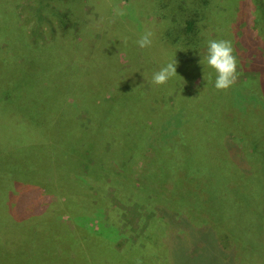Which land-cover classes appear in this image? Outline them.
Returning <instances> with one entry per match:
<instances>
[{
  "label": "rangeland",
  "instance_id": "obj_1",
  "mask_svg": "<svg viewBox=\"0 0 264 264\" xmlns=\"http://www.w3.org/2000/svg\"><path fill=\"white\" fill-rule=\"evenodd\" d=\"M179 1L187 4L186 0ZM259 5H264V0H210L209 4L201 7L205 19L198 26L207 31L210 41H230L237 61L232 93L220 97L219 102L215 101L207 111L202 108L207 102L200 98L209 87L215 88V76H209L208 72L194 74L190 67L213 70L204 63L208 41L201 49L197 47L187 51L178 46L174 57L171 52L166 55L157 47L142 49L136 44L139 38L136 34L147 32L149 25L164 30V25L169 26L179 18H188L187 9H180L176 0H0V197L8 201L5 182L12 183L18 192L15 198L10 197V201H14L11 209L14 214L21 213L27 218L23 222L27 226L24 232L16 224L22 220L11 219L0 228V236L5 237L0 243V264H8V260L10 264H25L27 260L33 264H45L59 251V248L55 249L56 234V241L65 244L67 251L64 252L73 256L68 247L71 245L68 232L75 228V222L95 232L111 222L115 227L112 231L117 237L115 241L122 244L127 238L136 240L147 227L151 230L153 218L160 214L166 215L170 224L167 238L161 244L164 249L160 252V262L264 264V223L258 225L264 209L260 208L252 219L247 218L245 212L256 202L248 199L258 198L259 192L263 191L264 181H257L250 174L252 179H248L249 183L259 185L251 187V193L239 194L227 188L226 184L231 180L236 184L238 177L245 179L249 173L241 170L240 165L228 164L219 157L211 158L204 151L206 141L219 136L218 127L222 121L214 117L213 111L218 113L220 104L248 102L264 110V30L258 19ZM210 8L214 11L212 16L207 15L206 9ZM117 9L123 10L124 15H116ZM68 12L74 19L71 25L74 39L71 38L70 43L77 41L78 44L71 53L65 48L64 56L60 58V48L65 44L60 39V30L67 23L63 21L62 14ZM100 14L104 20L98 22ZM181 20L179 28L183 29L186 23ZM222 21L227 26L226 34L219 27ZM174 60L180 63L176 74L164 84L152 83V74ZM105 76H111L110 80L107 78L109 81L104 82ZM97 78L101 80L93 81ZM124 80L131 81L134 86L144 82L148 85L147 93L141 90L123 94L125 90L120 81ZM253 82L260 84L262 94L256 93L257 90L251 86ZM99 94L105 100L113 99L110 107L115 112L116 125L108 129L105 124L110 120H105L103 126L110 136L104 147L87 150L83 144L78 149L81 156L73 159V165L80 172L95 164L115 170L122 165L124 172L118 182L129 181L128 185H132L128 167L110 154V143L119 142L120 147L132 152H137L139 145L142 147L137 139L145 145L150 143L156 150H163L165 162L148 160L142 167L145 174L140 191L115 195L113 184L103 177H96L88 189L86 182L84 186L82 180H74V175H60L59 167L50 168L47 180L38 175L40 170L33 169L31 174L18 168L22 165L18 153L24 155L25 164H34L36 160L34 165L39 164L41 169L48 162L57 165L61 142L64 141L63 137H58L57 122L65 124L60 106L63 107V102L65 106L69 104L72 124L68 131L75 127L79 128L76 130L87 129L94 120L97 122L92 114L90 117L87 115L89 100ZM165 106L168 111L172 109L169 115L165 113ZM202 110L203 114H200ZM206 111L213 113L212 133L211 129L206 134L199 129L194 132ZM124 113L130 116L127 123L119 120ZM51 121L52 125L49 124ZM144 122L151 124L146 136L143 135ZM258 132L263 135L264 126ZM178 143L181 147L177 146ZM189 148H194L195 153L191 155ZM171 151L176 154L172 156ZM256 164L261 165L259 162ZM192 170L194 175L212 186L210 196L226 189L231 198L236 199V204L230 208L236 238L231 247L221 244L213 234L222 230L226 217V209L220 207L218 199L212 198L213 205L208 210L211 223L201 222L194 215L192 221L187 218L189 209L185 201H191L185 184ZM152 185L167 191L162 201H159L160 193ZM83 189L91 190V193L77 197L84 193ZM116 190L121 191L119 188ZM73 191L78 194L73 193L75 195L69 202L58 203ZM262 194L260 198H264ZM32 196L36 204L51 207L50 213H41L36 208L33 217L32 208L25 207ZM206 200L209 202V195ZM6 206L0 202V209ZM76 208L85 209L86 219L70 216L71 210L76 214ZM245 222L248 226L240 228ZM36 223L41 225L34 226ZM12 225L16 226L11 229ZM186 230L188 235L184 238L182 233ZM19 232L21 234L17 235ZM124 233L127 237L123 239ZM46 240L54 247L53 251H45ZM33 249L44 257L36 259ZM147 256L151 257L150 253ZM107 257L112 258V254ZM125 257L122 256V260L125 261ZM65 259L64 254L61 261ZM103 259L105 256L102 254L100 261ZM150 261L151 264L156 262ZM125 262L129 263L127 259Z\"/></svg>",
  "mask_w": 264,
  "mask_h": 264
},
{
  "label": "trees",
  "instance_id": "obj_2",
  "mask_svg": "<svg viewBox=\"0 0 264 264\" xmlns=\"http://www.w3.org/2000/svg\"><path fill=\"white\" fill-rule=\"evenodd\" d=\"M187 4L184 5L182 1L176 0V4L180 9H187L188 12V18L182 19L179 18L177 22H173L171 25L166 26L164 25V30H160L158 28H153L151 25H149L147 32L150 31L152 33L151 36V43L150 46L157 47L162 50L166 55L171 52V56L174 57V52H177L175 49L176 47L180 46L182 50H191L193 48H203L205 47V42L210 41L208 39V33L207 31L203 30L199 25V22L203 19H205V16L202 15L203 9L202 6H205L210 3V0H186ZM192 3L194 6H192ZM213 4H210L212 6ZM207 15L212 16L214 14V11L210 8L209 10L206 9ZM258 19L259 23L262 25L264 30V5H259L258 8ZM63 21H67L65 23L64 27L61 28V37L60 39L64 41V46H62L60 49L61 52L60 58L64 56V49L67 48L70 50V53L76 49V46L78 44L77 41L71 42V38L74 39L73 29L71 28L72 23L74 22L73 16L68 13L62 14ZM98 17L99 21L101 22L104 20V17L102 14H100ZM91 20L93 19L92 16L90 17ZM184 21L186 23V27L181 29L179 28V22ZM89 22V23H88ZM221 22L219 27L223 30V32L226 34L227 26L224 25ZM87 24H90V21L87 20ZM167 30V31H166ZM145 32L142 33L139 32V35L136 34L140 38L141 35H143ZM59 35V36H60ZM138 38V39H139ZM119 39V38H118ZM128 46V45H127ZM199 50V49H198ZM180 63H176L175 70L178 69ZM108 67H105V69ZM111 68V66H110ZM191 71H193L194 74L199 73H206L208 72L209 76H216L214 70L206 71L201 66H191ZM193 74V75H194ZM104 82L109 81L111 76L108 78V76H105ZM107 78L109 80H107ZM101 78L94 79L93 81H99ZM120 83L124 86V92L123 94L129 95L132 92H138V91H144L147 93V86L144 82H139V85L134 86L131 81H120ZM97 85L94 84V87ZM252 87L255 88L256 93L258 95L262 94L260 89V84L258 82H253ZM232 86L228 87L227 89H217V88H210L208 91L200 98L203 102H207L205 106H203L209 110L210 106L214 105L215 101L220 100V97L223 95H230L232 93ZM264 91V89H263ZM116 92V91H115ZM102 95V94H101ZM100 94L97 96H94L89 101L90 105H88V112L87 115L92 114L93 118H97V122L94 120L92 124L89 125V127L83 128L82 130H76L79 128H73L71 131L69 130V126L72 124V119L69 117L71 112L69 111V104L65 106L63 102V107L60 106V110L63 111L65 124H59L58 123V137H63V142H61L60 146V157H59V163L57 165H53L52 162H48L46 164V167L44 169H41V166L38 167L39 164L34 165L37 163V161H34V164H25L24 163V155L21 153H18L19 163H22L20 170L24 173H31L33 169L40 170V173L38 174L41 179L47 180L46 174L50 172V168L53 167H59L61 169V174L66 175H74V180L81 181L82 184L86 185L89 188H91V185L95 181L94 179L96 177L100 178H108L109 182L113 184L114 186V192L115 195H121V194H127L128 192L135 193L138 190L140 191V188L142 187L143 181L141 179L143 178V175L145 174L143 166H145L150 158L156 160V161H164V158H162L163 150H156L150 143L146 144L137 139V142H139L140 145L138 146L137 152H132L125 150V147H120V143H110V154L114 158L117 159L118 162L123 163L124 166H127L129 170V177L132 179V185H128L129 181L126 183L121 182L118 180L122 179L123 174V166L121 165L118 170H115L110 167H104V166H98L97 164L93 166L86 167L85 171L80 172L78 167L73 165V159H76V157L81 156V154L78 152V149L82 147L84 144V148L89 150H98L104 147V142H107V137L110 136L109 131L105 128V126H108V129H110L112 126L116 125V117L115 112L110 107V103L113 102V99L105 100L101 98ZM217 102V103H218ZM221 103H228V102H221ZM220 104V103H219ZM253 104V103H252ZM219 106V105H218ZM263 107V106H262ZM214 109V108H213ZM203 110L200 112V114H203ZM170 111H168L167 106H165V113L170 114ZM206 111L204 114V119H199L198 121V127L194 132H196L198 129L202 131L203 133H208V131L211 129H214L211 125L213 123V117L212 114L214 113V117L219 118L222 122L220 126L218 127L219 130V136L216 137L215 140L213 138L206 141V148L204 151L206 153H209L211 158H217L219 157L222 161L228 162V164L233 163L234 165H240L241 170H245L249 173L248 177L245 179L238 177V182L235 184L233 180L227 182L226 187L236 191L239 194L242 193H251L253 192L250 188L254 186H258L259 184H250L249 180L252 179L250 174H253L255 177V180L257 181H264V134H259V129L264 126V110L261 107H257L251 105L250 103H231V104H220V107L218 109V113L213 111L209 113ZM125 115L122 116L121 119H119L121 122L126 121V123L130 120V116L127 113H124ZM73 115V114H72ZM127 115V116H126ZM105 120H110L109 122H106L105 126H103V122ZM52 121L49 123L50 125ZM152 123V122H151ZM48 124V125H49ZM47 125V124H46ZM143 126L145 128V131H143V135L146 136V132L150 128L148 124L145 122L143 123ZM68 129V130H67ZM107 130V131H106ZM159 136V132H158ZM137 138V137H136ZM181 140V136L179 137V142ZM213 140V141H212ZM228 140V141H227ZM179 147L180 144L178 143ZM178 148V147H177ZM190 154L192 155L195 153L194 148H189ZM170 154L173 156L176 153L171 151ZM189 155V157L191 156ZM188 157V158H189ZM180 162V161H177ZM256 162H259V166H257ZM166 165V163H165ZM59 169V170H60ZM258 173V174H255ZM32 174V173H31ZM193 170L191 173V176L188 178L187 183L185 184L186 189L190 192V201L186 202L185 204L189 209V212L186 214L187 218L192 221V216H196L200 219L201 222L205 223H211L210 219L211 217L208 216V210L209 207L213 205L212 198L218 199L220 201V207H225V220L222 222V230L213 233L216 236V239L221 242V244H227L228 246L234 245V242L236 241V238L234 236L233 232V222L231 218V211L230 208L233 207L236 203V199L231 198V194L226 190L222 189L219 194H213L210 196V190L212 186L209 183H206L204 180L200 179L196 175H192ZM36 175V176H38ZM80 176V177H76ZM34 178V177H33ZM80 178V179H79ZM37 179V177H36ZM249 179V180H248ZM193 180V183H192ZM247 180V181H246ZM126 181V180H124ZM262 182V181H261ZM169 184V183H165ZM133 186V187H131ZM154 187V185H152ZM264 187V185H263ZM5 188L8 189V201H5V198L0 197V202L7 205L6 207L0 209V228L3 227L6 223H9L12 220L14 221H21L19 223H16L20 228V231L24 232L26 231V224H24L25 218L21 213L19 215L14 214L11 208L14 203V201H10V197L14 196V198L17 195L18 190L15 188V186L10 182H5ZM119 188L118 191L116 190ZM154 188L160 193L158 195L159 201H162L164 199V196L167 194V191L164 190L162 187H159L156 185ZM83 189L84 193H79L77 191H73L70 193L66 198L60 199L59 204L63 205L66 204V202H69V200L77 193V197H81V195H87L91 193V190ZM263 197H264V189H263ZM262 192H259L258 198L251 197L250 201L253 202V200H256L255 204L253 206L248 207L246 205V216L247 218H251L256 215V213L261 208L264 209V198H260V194ZM139 193V192H138ZM140 194V193H139ZM209 195V202H207L206 198ZM152 193L149 194V197L151 198ZM76 197V198H77ZM75 198V197H74ZM31 202L28 203L25 207L27 209H31L30 212L34 211V213H31V215L34 217L36 208L43 212L50 213L51 207L45 206L44 204H36V201L34 197L32 196ZM247 200H245L246 202ZM247 203V202H246ZM8 207V209H7ZM48 207V208H47ZM50 209V210H49ZM8 212V216L4 217V213ZM85 209L76 208V214H73L72 210L70 211V216L75 217L74 219L81 218L86 219L84 215ZM88 210H91L89 207ZM165 210L163 211V213ZM264 212V211H262ZM69 213V212H68ZM160 214V213H158ZM210 218V219H208ZM80 219V220H81ZM246 220V218H245ZM251 220H248L247 222H250ZM41 222V221H40ZM252 222V221H251ZM264 223V215L261 216L258 219V225H261ZM43 225V222L41 223ZM41 224L36 223L34 226H40ZM75 228L73 230H69L70 238H71V245L68 244L69 249L72 251L73 256H70L69 254L65 253L64 251H67L65 248V244L61 242L56 241L55 236V249L59 248V251L57 253H54L51 255L45 262V264H150L152 263L150 260H154L155 263L153 264H165L166 262H160L158 261L160 258V252L164 247L161 246L162 242L167 238V231L168 227L170 226L168 219L166 218V215L160 214L157 217L153 218V222L150 225L151 230L145 228L139 236H137L136 240H131L127 238L122 244H117V237L113 235V229L115 230V227L111 222H108V225L105 227H100L96 232L93 230H87L85 227L82 226L80 223L75 222ZM16 225H12L11 229L14 228ZM33 226V227H34ZM245 226H248V224L245 222L241 225L240 228H244ZM48 228V226L46 225ZM1 230V229H0ZM40 231V230H38ZM113 231V232H112ZM213 231V230H212ZM84 233V234H83ZM21 234L19 232L17 235ZM184 238H187L188 231H183ZM45 237H47L48 233H44ZM59 235V234H58ZM124 237H127L126 233H124ZM9 238V237H8ZM165 238V239H164ZM10 239V238H9ZM47 239V238H46ZM5 240L4 236H0V243ZM116 240V241H115ZM63 246V247H61ZM161 248H160V247ZM54 247L52 244L46 240V249L45 251H53ZM33 256L37 259L39 257H44V254H41L39 251L33 249L32 250ZM150 253L151 257L147 256V254ZM66 255V259L62 260V255ZM105 256V259L100 261L101 255ZM108 254H112L111 257H107ZM122 256L125 257V261H129V263H126L124 260H122ZM158 256V257H157ZM151 258V259H150ZM96 259V262H95ZM145 259H148V261H144ZM10 260H8V264H10ZM35 263V261H34ZM25 264H33L31 260H27Z\"/></svg>",
  "mask_w": 264,
  "mask_h": 264
},
{
  "label": "clouds",
  "instance_id": "obj_3",
  "mask_svg": "<svg viewBox=\"0 0 264 264\" xmlns=\"http://www.w3.org/2000/svg\"><path fill=\"white\" fill-rule=\"evenodd\" d=\"M116 15H124L121 9L116 10ZM150 31L145 32L136 41L139 48H145L151 45ZM204 63L207 67L215 71L214 86L217 89H227L235 79L237 72V61L233 54V47L228 40L208 41L207 52L204 57ZM176 61L169 62L152 74V83L161 85L170 80L175 74Z\"/></svg>",
  "mask_w": 264,
  "mask_h": 264
}]
</instances>
